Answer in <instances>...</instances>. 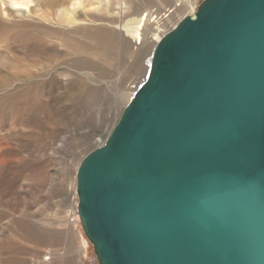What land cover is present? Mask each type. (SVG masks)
<instances>
[{
  "label": "water",
  "instance_id": "95a60500",
  "mask_svg": "<svg viewBox=\"0 0 264 264\" xmlns=\"http://www.w3.org/2000/svg\"><path fill=\"white\" fill-rule=\"evenodd\" d=\"M76 172L97 264H264V0H202Z\"/></svg>",
  "mask_w": 264,
  "mask_h": 264
},
{
  "label": "rangeland",
  "instance_id": "374dc122",
  "mask_svg": "<svg viewBox=\"0 0 264 264\" xmlns=\"http://www.w3.org/2000/svg\"><path fill=\"white\" fill-rule=\"evenodd\" d=\"M146 1H151L148 5L160 7L171 2ZM201 1L196 0L191 10L184 6L176 15L183 18L195 11ZM19 31L20 28L9 29L0 37V75L6 74V79L12 80L15 74H21V63H26L20 75L25 78L21 80V84L24 83L21 90L6 91L0 86V162L3 155L11 165V172L0 171V264H97L76 212L77 167L93 150L92 141L99 136L100 130L109 132L117 122L116 117L126 105L129 93L146 75L145 64L153 46L146 41L139 52L141 61L131 67L128 53L118 59L114 52L115 60H110L109 67L103 68L97 83L90 82L92 88H78L75 83L67 90L51 81L32 90L28 86L33 78L28 79V74L35 76L44 62H50L49 65L61 71L79 72L73 61L81 54H71L70 64L62 42L55 40L56 52L46 53L54 55L52 61H47L48 56L44 55L45 59L37 62V48L41 49L44 42L48 47L52 42L34 29ZM10 32H16L17 37ZM70 34L72 38L74 33ZM77 36L75 34L76 41L68 45L73 51L77 48L73 42H80ZM109 53H104L101 63L109 59ZM56 76L62 80L71 78L59 73Z\"/></svg>",
  "mask_w": 264,
  "mask_h": 264
},
{
  "label": "bare ground",
  "instance_id": "6f19581e",
  "mask_svg": "<svg viewBox=\"0 0 264 264\" xmlns=\"http://www.w3.org/2000/svg\"><path fill=\"white\" fill-rule=\"evenodd\" d=\"M172 1L173 3H171ZM195 1L171 0L167 6L160 7L158 5H148L151 1L146 0H0V37L3 32L9 29L19 30L20 28L21 31L19 32H23V30L30 28V30L34 29L38 35L48 38L47 41H51L52 45L48 46L49 44H47L48 47H46L44 41L40 42V44L44 43L41 44V49L37 48L39 56L37 62H40L39 59H42L44 55L48 56L47 61L48 59L52 61L51 57H54V55L50 53V55H46V53L56 52L55 40L62 42L65 55H67V58L70 57L68 58L70 64H72L71 57H73L71 54H81L80 56H76L73 61V64H76L75 68L80 69L79 72L61 71L49 65L50 62L49 64L44 62L43 65L37 68L35 76L28 74L30 75L28 79L33 78L28 88L37 90L38 86H43L46 83L50 84L51 81L57 82L56 85L67 90H71L75 83V86L78 88L83 86L92 88L93 86L90 82L97 83L101 77L103 68L105 66L109 67L110 60H115L112 55L114 52H116L114 55L119 56L118 59L128 53L130 58L129 67L135 65L141 61L139 52L143 44L146 41H150L152 44L150 46L154 48L161 36L181 20L179 18L181 15H176V12L184 6H187L191 10ZM161 27L163 28L161 29ZM15 33H11L13 37ZM70 33H74V35L78 34L77 39L80 40V42H73V44L77 45L74 51L72 48H68L70 42L76 41V37L72 35L71 38ZM5 37L3 36V40ZM35 40H37L35 42L38 44V39L35 38ZM108 51L110 52L109 59L105 63H101L100 58ZM152 51L148 55L149 58ZM3 52H6V49ZM82 54H86L87 56ZM149 58L147 59L149 60ZM148 60L147 62L145 61L146 68L148 67ZM24 62L28 63V61ZM25 64L21 63L22 71L20 75H23V69L26 67ZM27 65L31 66V64ZM82 68L87 72H84ZM116 68L118 69L117 66ZM56 73H59L60 76L62 74L71 78L69 80H62L57 78ZM13 75L10 74V76ZM20 75L16 76L15 74V78L11 77L10 79L12 80H7L6 74H1L0 86L6 91L21 90L22 85L24 87V83L21 84L23 78ZM133 92L129 93L130 96ZM118 118L116 117L117 120ZM95 119L99 121L100 117L95 116ZM100 131L99 136L92 141L93 149L100 146L110 133L109 130V132L103 129ZM10 168L11 165L5 161L2 155L0 171L11 172ZM71 182L73 183V181Z\"/></svg>",
  "mask_w": 264,
  "mask_h": 264
},
{
  "label": "trees",
  "instance_id": "16d2710c",
  "mask_svg": "<svg viewBox=\"0 0 264 264\" xmlns=\"http://www.w3.org/2000/svg\"><path fill=\"white\" fill-rule=\"evenodd\" d=\"M97 261L95 260L94 263H96Z\"/></svg>",
  "mask_w": 264,
  "mask_h": 264
}]
</instances>
